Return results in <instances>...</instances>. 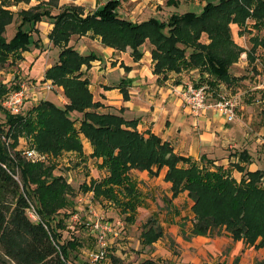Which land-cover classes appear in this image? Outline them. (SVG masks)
<instances>
[{"label":"trees","instance_id":"trees-1","mask_svg":"<svg viewBox=\"0 0 264 264\" xmlns=\"http://www.w3.org/2000/svg\"><path fill=\"white\" fill-rule=\"evenodd\" d=\"M52 4L54 0H44L16 11L0 6V64L22 59L25 50L40 46V37L34 34L38 33L35 23L48 20L53 23L49 37L60 50L40 80L50 78L62 85L68 98L64 104L44 98L26 110L11 113L1 100L7 91L19 87L23 77L15 75L14 81L5 84L0 80V107L4 111V120H0V264H91L83 258L75 259L81 240L63 220L75 210L72 198L66 196L72 185L64 174L54 172L55 164L30 161L15 141L9 142L8 148L2 135L15 136L14 128L33 134L34 147L53 155L66 150L82 155V138L86 137L92 149L89 155L100 158L99 165L107 174L83 181L79 187L83 191L92 189L93 198L112 206L122 219H130L141 200L131 170L146 169L153 175L166 166L164 178L171 182L172 196L187 189L194 200L195 216L189 232L182 229L183 237L228 234L234 240L264 245V172L259 168L249 170L243 164L251 159L247 149L236 150L237 160L229 161L227 166L204 155L195 160L177 153L171 142L159 135H145L135 119L126 118L120 111H100L101 102L94 100L89 78L81 69L97 55L79 52L68 44L71 35L91 30L101 36L103 43L115 48L131 44L138 56V46L148 38L155 69L196 66L200 75L196 84L217 89L220 82L229 86L243 77L230 71L243 50L233 39L230 22L239 25V33L247 29L249 20L260 31L264 28V0H205L199 12L186 9L172 12L165 19L149 16L141 21L120 15V0H107L87 12L75 3L63 4L53 11ZM15 12L18 22L6 37ZM203 34L207 41L202 40ZM251 39L253 47L264 46V35L255 33ZM71 111L80 113L71 115ZM233 168L241 171L239 179L232 174ZM30 203L39 219L30 216ZM61 212L62 216L56 217ZM162 234L159 224H152L143 232V242ZM138 264L158 263L147 258Z\"/></svg>","mask_w":264,"mask_h":264},{"label":"crops","instance_id":"crops-1","mask_svg":"<svg viewBox=\"0 0 264 264\" xmlns=\"http://www.w3.org/2000/svg\"><path fill=\"white\" fill-rule=\"evenodd\" d=\"M32 1L24 2L19 6L28 8L32 6ZM106 1L74 0L68 3L82 5L84 12H87L103 5ZM151 3L148 4L147 0H139L134 8L129 6V10H127L128 7L122 8L119 5L118 11L121 16L131 20L139 18V14L143 13V7H148L144 10H147L146 13L150 16L160 19H165L170 13L176 11L169 10L163 18L157 14L163 12L157 8L158 3ZM168 3L166 0L165 4L168 6L177 4L175 1L172 4ZM139 5L142 7L136 8ZM229 25L230 28L231 25L236 26L237 35L234 37L232 33V36L234 41L243 47L238 59L230 66V71L234 75L243 77L229 86L220 82L217 89L211 90L216 93L225 88L229 94L236 96L238 99L236 117L232 120H227L219 110L213 107H208L199 114H193L184 105L181 92L186 83H197L200 76L197 67H182L179 70L155 69L156 60L152 56V43L148 38L138 46L140 51L138 56L134 55L131 44H127L124 49L115 48L103 43L101 36L91 30L81 35H71L68 44H72L79 52H93L97 55L90 60L89 66L82 64L81 69L83 76L89 78L88 87L93 93L94 100L101 102L98 106L100 111H120L126 118L135 119L137 128L145 135L153 132L163 140L170 141L177 153L191 156L195 160L204 155L215 158V162L227 166L229 161L237 160L236 150L246 148L251 159L248 162L244 161L243 164L249 170L259 168L264 172V66L262 65L264 46L258 44L253 47L251 39L253 34H260L261 30L257 32L250 25V20L247 23V29L242 33L238 32L239 25L236 22H230ZM35 26L38 33L34 32V34L40 37L41 45L32 46L30 50L23 52V58L20 60H23V65H28V70L26 73L19 72V76L23 77L22 80L28 79L30 83L50 81L54 88L44 90L31 84L26 99L36 92L35 95L40 94L41 97L36 98L33 101L34 104L44 98L57 104H64L68 98L63 93L62 85L54 83L50 78L40 80L44 77L45 69L58 58V54L54 57L55 59L43 56L50 55V48L54 45L49 37L53 23L40 20L35 23ZM232 31H234L233 28H231ZM55 46L59 53L60 47ZM41 57L45 58L41 59ZM36 61H40L43 67H41L39 78L30 75V69ZM122 88L125 89L126 97ZM78 112L70 113L76 115L80 113ZM82 143V155L76 150H66L54 157L57 160L76 158L83 163L95 162L96 165H90L89 173L83 177L85 182H89L91 178L106 175L107 170L99 165L100 158L95 159L89 155L92 149L86 137L82 138ZM82 156H85V159ZM165 172L166 166L153 175L146 169L131 170V175L137 180L141 200L132 211L131 218L122 219L123 225L120 227L119 235L114 238V243V239L111 240L108 255L112 254L107 255L104 264H113L120 260H126L125 264H138L139 261L147 258L155 260L158 264H235V260L236 264H264V245H255L243 239L234 240L228 234L183 237L182 229L186 233L189 232L195 216L192 209L194 200L188 195L187 189L172 196L171 182L164 178ZM232 174L239 179L241 171L233 168ZM261 180L264 184V173ZM87 191H92L93 197V190ZM75 207L81 211L84 205L78 204ZM125 223H129L131 227H134L133 229H138L137 235H130L127 232L129 227ZM66 224L69 225V223ZM152 224H159L163 234L151 242H143L142 234ZM223 245H227L228 250H221Z\"/></svg>","mask_w":264,"mask_h":264},{"label":"rangeland","instance_id":"rangeland-1","mask_svg":"<svg viewBox=\"0 0 264 264\" xmlns=\"http://www.w3.org/2000/svg\"><path fill=\"white\" fill-rule=\"evenodd\" d=\"M29 1L15 2L14 0H0V6H3L5 8L12 9L13 11H16L17 9L21 8V6H19V4L22 5L24 2H29ZM43 1L44 0H33L32 1L33 3H31V5L37 4L39 2L43 3ZM54 1H55V4H52L50 6L52 9H58L59 6L66 4L68 2H73L74 0H62V2H61V0H54ZM138 1L137 0L136 1L122 0L120 5L122 8L128 7L127 10H129V6L131 8H134L135 4ZM172 1H175L177 4L176 5L172 4L171 6H168L165 4L166 0H147L148 4L150 2H152L153 4L158 3L157 8H159L163 12H160V13L158 12L157 14L163 18L166 17V14L169 10L183 11L186 9H192V10L199 12L202 8V5L205 2V0H169V2H172ZM159 2H162V3H159ZM26 7H28V6H26ZM140 7H142V6L139 5L136 8H140ZM162 7H164L163 10L161 9ZM144 8H148V7H143V13L139 14L140 15L139 18H135L134 21H141V20H145V19L149 18L150 15L148 13H146L147 10H144ZM159 9H157V10H159ZM16 22H18V18H17L16 12H15V20L13 22H11L9 25H7L6 37H9V34L12 33V31L15 29L14 27L16 25ZM231 28H233V30H234V31H232V33H233V36L235 37L237 35L236 30H235L236 26L233 25V27H232V25H231ZM260 34L264 35V28L261 29ZM201 38H202V40H206L205 34H203L201 36ZM247 44H248V42H247ZM57 54H58L57 46L52 45L50 48V55L44 54L43 56L46 55L48 59H55L54 57ZM43 58H45V57H41V59H43ZM19 60L20 59L16 60L15 62L7 61L4 64H0V80L3 81L4 84L9 83L11 81H14L15 75L17 78V76L19 75V72L26 73V71L28 70V68H27L28 65L27 64L23 65V60H20V61ZM259 66L261 67L260 63H259ZM41 67H42L41 62L36 61L35 64L30 69V75L36 76L39 78ZM15 80H17V79H15ZM25 81L27 82L28 79H25ZM44 90H49V89H44ZM207 92H208V97L211 99L217 97L219 94L218 92L223 93V94H227V95H231L228 93V91H226L225 88H222L220 91H218L216 93L212 92V90L207 88ZM35 94H36V92L34 94H32L29 99H26L24 101V106H23L24 110H26L31 105V103H33V101H35L36 98L41 97L40 94H38V95H35ZM41 94H42V91H41ZM0 120H4V111L1 107H0ZM13 134L15 136H13V135H9V136L2 135V139L5 140L6 144L8 145V148H9V142L15 141L16 147L22 151L23 155L27 159H29L30 161H33V160H31V158H28L24 154V150L26 148L31 147V146H35V139H34L33 134L26 133L23 130H18V128H14ZM54 156H56V155H50L49 154V158H47L46 160L40 161V162H42L44 164H50V163L55 164L56 167L54 169V172L64 174V177L66 178V180L72 185V191L68 192L66 194V196H67V198H72V201L74 203L73 207L75 208V205L77 206L79 204L76 201L77 196L80 193L84 192L81 189V187H79V185L83 182V177L89 173L90 165H96V163L95 162L94 163L93 162L83 163V161L76 159V158L68 159V160H65V159L64 160H57L56 157H54ZM85 162H87V160ZM216 163H219V162H216ZM33 186H34V184H33ZM93 202L95 203V206L97 208L102 209L104 211V213L106 214V216L108 218L120 217L122 219V217L118 215L117 211L113 207L102 205L97 200H93ZM67 208L71 209V206H68ZM80 213L84 214L83 210H81ZM58 216H62V212L58 213L56 215V217H58ZM67 217H68V215L66 217H63V220L66 223H68V221H66ZM81 220L84 221L85 217L84 216L81 217ZM82 221H73L72 220L69 222V227H70L69 230L73 231L75 234H77V236L81 240V242L79 243V247L77 248V250H78L76 253L77 257L75 258L77 261H79V258H81V259L83 258V259L88 260L87 256H86V254L88 252V248L92 247L94 245V237L91 234L90 229H88L85 226L84 222H82ZM125 225L127 227H129V229H127V232L130 235L131 234L137 235L138 229H133L134 227H131L129 225V223H127V224L125 223ZM136 225H138V223H136ZM82 239H83V241H82ZM114 242H115V239L113 240V243ZM221 250H228V246L223 245ZM111 254L112 253H110L109 255L107 254V255L110 256ZM105 261H106V258L103 259L99 264H104ZM125 263H126V260H123V261L120 260L118 262H116V261L113 262V264H125Z\"/></svg>","mask_w":264,"mask_h":264},{"label":"built area","instance_id":"built-area-1","mask_svg":"<svg viewBox=\"0 0 264 264\" xmlns=\"http://www.w3.org/2000/svg\"><path fill=\"white\" fill-rule=\"evenodd\" d=\"M31 84L34 87H41L44 89L54 88L50 81H21L18 88L7 91L1 100L2 106L11 113H19L29 94ZM207 84H196L188 82L182 89V97L184 105L193 113L199 114L208 107H213L219 110L227 120L235 119L237 99L234 95H227L220 93L217 97L211 99L208 97ZM24 154L33 161H43L49 158L48 152L39 151L34 146L28 147L24 150ZM51 155V154H50ZM92 191H85L80 193L76 201L83 204V212L85 226L90 229L94 237V245L88 249L87 259L91 264H99L107 257L111 240L116 238L120 233V227L123 225V220L120 217L108 218L102 209L95 206ZM93 199V200H92ZM78 207L70 213L67 217L68 223L70 221H80L82 214ZM29 214L33 219H39V213L35 206L30 203ZM113 237V238H112Z\"/></svg>","mask_w":264,"mask_h":264}]
</instances>
